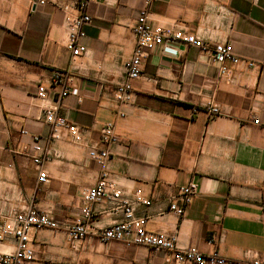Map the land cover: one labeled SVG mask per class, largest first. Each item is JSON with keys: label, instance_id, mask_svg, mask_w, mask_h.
Segmentation results:
<instances>
[{"label": "crops", "instance_id": "crops-1", "mask_svg": "<svg viewBox=\"0 0 264 264\" xmlns=\"http://www.w3.org/2000/svg\"><path fill=\"white\" fill-rule=\"evenodd\" d=\"M143 6L144 0H47L42 7L0 0V226L27 209L59 224L30 233L35 259L28 264H175L165 251L99 241V229L124 219L108 202L93 207L89 237L69 243L81 194L106 172L125 198L150 201L135 209L148 218L149 231L176 235L179 247L217 252L229 264L249 257L264 264V0H155L150 23L197 35L203 49L155 48L141 78L130 80L125 64ZM83 14L91 17L81 41L87 53L74 59L65 21ZM219 42L231 44L241 61L228 65L232 79L213 62ZM55 71L67 76L63 99L51 81ZM123 83L133 96L118 105L115 90ZM40 86L47 100L38 97ZM53 107L90 141L99 142L103 124H114L120 141L109 146L111 158L100 164L84 146L52 140L44 116ZM207 107L220 114L211 117ZM34 158H43L47 184L38 183ZM189 183L196 196L179 218L169 210L172 197ZM16 248L13 238L0 242L2 253Z\"/></svg>", "mask_w": 264, "mask_h": 264}, {"label": "built area", "instance_id": "built-area-1", "mask_svg": "<svg viewBox=\"0 0 264 264\" xmlns=\"http://www.w3.org/2000/svg\"><path fill=\"white\" fill-rule=\"evenodd\" d=\"M154 1L144 0V6L139 11L133 27L135 50L132 57L125 64L127 77L130 80L141 78L143 62L147 58L148 53L155 48L165 47L168 43H179L184 46L203 49V39L197 35L176 33L169 28L153 26L150 23V8ZM29 3L32 7H42L47 4V0H29ZM76 7L79 10H83L85 5L77 3ZM90 23L91 17L86 14L76 17L68 16L66 18L67 40L65 45L74 59L87 53V48L81 41L85 37L84 29ZM212 57L213 62L219 69V74L232 79L233 72L228 65L235 66L241 62L234 54L232 45L222 42L216 43L212 50ZM247 64L249 67H253V63ZM66 77V73L61 71H55L52 75L51 81L53 85L61 86L63 89L59 96L60 99L67 97L70 92L66 86ZM132 96V87L129 83L120 84L115 90V102L118 105L130 102ZM38 97L41 100L48 99L47 90L43 86L39 87ZM57 109V107L47 109L44 116L45 122L52 128V140L59 141L66 138L75 145L84 146L88 149L89 157L100 164L111 158V153L108 150L109 146L120 141L115 135L114 124H103L100 130L99 142L90 141L77 125L68 123L59 116ZM205 110L211 117L220 114V110L217 107H207ZM119 116L123 118L124 114L119 112ZM254 123L258 124V121ZM22 133L24 134L25 132ZM38 141V138H34L35 151L40 149ZM33 163L38 170V183L47 184L48 176L42 168L43 158H34ZM196 192L197 186L194 183L180 187L172 197L173 203L169 208L170 212L179 218L183 217L186 208L196 196ZM81 201L80 217L67 229L68 240L73 247L89 237V227L95 221L93 207L100 203L108 202L116 210L123 212L124 219L98 230L96 236L102 243L120 242L126 246H143L153 251H165L175 264H229L217 252L204 255L194 248L179 247L176 235L165 231H149L147 229L148 218L136 217L135 209L139 205L149 206L150 201L140 195H135L133 199L125 198L124 192L117 185L110 182L106 172L101 173L95 187L83 191ZM58 227L59 224L46 212L27 209L13 214L7 222L0 226V242L13 238L17 241V248L14 252H0V264L31 263L35 259V250L30 246V233ZM232 264H261V262L256 258L249 257L246 261L232 262Z\"/></svg>", "mask_w": 264, "mask_h": 264}]
</instances>
